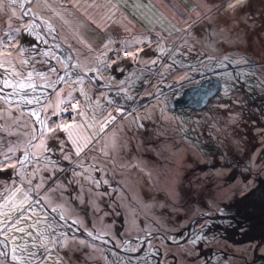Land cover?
<instances>
[{"label":"rangeland","instance_id":"rangeland-1","mask_svg":"<svg viewBox=\"0 0 264 264\" xmlns=\"http://www.w3.org/2000/svg\"><path fill=\"white\" fill-rule=\"evenodd\" d=\"M81 2L70 13H63L66 24L60 18H52L61 37L75 32L80 37L90 35L98 43L104 34L115 40L146 35L140 28L149 23L139 13L129 19L133 31L121 30L116 25L106 27L110 13L105 9L89 7L85 0ZM162 3L161 8L157 7L165 17L152 11L147 15L161 21L162 31L167 27L165 22L175 21L180 32L170 27L168 31L173 35L167 36L168 41L163 44L174 48L179 43V51L160 55L155 44L144 46L139 60L118 59L84 88L114 115L117 108L125 113L123 118L117 116L115 127L102 142L111 148L115 137L117 147L111 159L93 151L81 161L83 167H78L77 157L65 159L59 143L48 141L55 149L48 156L58 167L45 170L42 163L37 167L43 176L52 173L53 179L60 178L55 187L66 186L62 198L56 199L52 194L48 208L59 206L69 221L78 223L68 229L59 214L49 210L47 215L77 237L71 247L89 252L78 241L95 245L90 257L72 253L74 258L81 257L83 264H264V66L252 71L253 65H264V7L254 4L257 0H243L240 6L224 8L222 11L236 12L233 15L241 24L223 29L225 15L214 19L211 16L207 21L201 18L190 24V16L183 15L187 17L185 23L178 6L174 11L168 8L169 3ZM225 3L227 0H198L197 8L204 14L216 15L222 12L216 10L217 5ZM189 4L193 9L196 4L192 0L183 2L192 11ZM253 5L254 11L250 9ZM51 6L58 7L55 0ZM41 7L37 5L38 9ZM42 14L45 18L50 16ZM7 17L0 16V29ZM15 20L14 25L20 23ZM205 25L213 28L211 49L206 46ZM186 29L191 35H182ZM238 29L234 40L230 34ZM19 42L29 46L34 43L26 35ZM101 50L110 59L116 56L109 49ZM148 63L149 67L143 66ZM37 67L47 71L46 66ZM206 79H217L220 90L204 109L170 107L179 92ZM120 81L127 83L122 85ZM122 88L126 90L121 91ZM208 89H214L212 84ZM68 91L71 87L64 85L63 92ZM40 92H46L52 103L58 99L52 89H38ZM100 93L112 101L111 105ZM32 107L25 105L22 110ZM30 127L20 131L26 132ZM27 139L26 135L20 136L25 143ZM70 147L66 146L65 151ZM35 151L39 154V149ZM94 164L99 170L93 168ZM11 171L9 168L8 172ZM89 231L102 239L91 240Z\"/></svg>","mask_w":264,"mask_h":264},{"label":"snow or ice","instance_id":"snow-or-ice-1","mask_svg":"<svg viewBox=\"0 0 264 264\" xmlns=\"http://www.w3.org/2000/svg\"><path fill=\"white\" fill-rule=\"evenodd\" d=\"M55 2L57 8L51 6L53 0H7L12 10L3 22L4 28L0 29V173L6 174V177L0 175V264L9 261L11 264H83L81 257L74 258L72 253L80 252L82 256L90 257L95 245L78 241L80 245L88 247L89 252H83L81 247H71L77 237L64 231L55 218L47 215L49 210L59 214V219L68 229L78 223L76 220L69 221L68 216L61 213L59 206L48 208L53 199L52 194H55L56 199L62 198V189L66 186L55 187L60 178L53 179L52 173L48 176L41 175L42 170L37 165L42 163L45 170L49 166L53 170L58 167L48 156V153L55 151L48 141L59 143V151L64 154L65 159H69L71 155L77 157L78 167H83L81 161L93 151L111 159L112 152L117 147L116 138L113 137L111 148L102 142L115 127L117 116L123 118L125 113L117 108L114 115L99 99L89 96L84 88L98 80L100 77L96 74L107 72L118 59L139 60L144 46L151 47L155 44V50L160 55H169L179 51L181 47L179 43L174 48L164 46V39L173 35V32L166 28L160 31L161 21L152 20L147 15L152 8L150 0H85L89 7H100L110 13L106 16V27L116 25L123 30L121 16L132 25L128 15L120 11L121 4L130 6L132 15L139 13L147 19L149 26L145 28L146 35L124 36L120 40L108 36L101 49H109L116 56L110 59L107 53L99 51L93 64L88 65L87 70H82L77 58L79 50H74L71 43L65 44L56 25L52 23V18L57 17L66 24L63 13H70L71 8L78 7L81 0ZM242 2L243 0H227V3L217 5L216 10L235 8ZM26 5H43V11L50 13V16L45 18ZM193 7L189 4V10ZM17 8L21 12L19 17H16ZM4 11L5 0H0V13ZM181 16L183 17V13ZM13 18L20 23L14 25ZM183 18L187 23V17ZM172 28L175 32H180L174 25ZM24 35L34 41L31 46L19 42ZM182 35H191V32L186 29ZM79 41L85 45L90 55L97 51L82 37ZM37 44L46 47L37 48ZM116 44L119 47H111ZM152 63L157 61L153 60ZM37 65L46 66L47 71ZM260 66L264 65H253V73ZM117 70L123 71L119 67ZM134 75L135 73L131 74L129 80ZM37 80L43 83L38 84ZM119 83L125 85L127 82ZM64 85H69L71 91L63 92ZM38 89H52L54 94H58V99L52 103L47 93L38 94ZM100 95L111 105L112 101L104 93ZM25 105L33 107L23 111ZM29 126L30 130L20 131L29 129ZM60 133L64 135L61 136ZM25 135L28 137L26 143L20 140V136ZM12 136L16 139L9 140L8 137ZM97 144H100L99 149ZM68 145L71 147L65 151ZM36 149H39V154ZM9 168L12 169L11 172H8ZM93 168L99 170L98 165L94 164ZM84 172H87V168H84ZM46 180H51V183H45ZM87 235L93 241L102 239L91 231Z\"/></svg>","mask_w":264,"mask_h":264},{"label":"crops","instance_id":"crops-1","mask_svg":"<svg viewBox=\"0 0 264 264\" xmlns=\"http://www.w3.org/2000/svg\"><path fill=\"white\" fill-rule=\"evenodd\" d=\"M84 1V0H83ZM167 2V3H169V5H168V8L169 9H171V10H174V7H179L180 9H181V13H183V15H185V16H190V21L191 22H193V23H190V24H195V23H197L198 21H199V19H201L202 18V21H204V20H208V18H209V20H210V18H212L213 17V19L214 18H218V16L219 17H223L224 15L226 16V18L222 21V23H223V29L224 28H228V29H230V28H235V27H237V26H239L240 24H241V20H238V19H236L235 17H234V15L233 14H235V13H231L230 12V10L229 11H227V12H225V11H222L221 13H218V14H216V15H213V14H211L210 15V12L208 13H206V14H204L203 12H199L198 11V8H197V1L198 0H192V1H194V5L196 4V6H195V8L192 10V11H188L187 9H186V7L183 5V2L184 1H186V0H183V2H182V0H150V3H151V5H152V8H151V11L153 12V13H158V14H160V15H163L161 12H160V10H159V8L157 7V6H159L160 5V8L163 6V4L164 3H162V2ZM188 1H191V0H188ZM254 1V0H253ZM82 3V2H81ZM254 4H258V5H260L261 7H264V0H257V3H254ZM241 5V4H240ZM240 5H237V6H240ZM26 7H32V8H34V9H36V11L35 12H38V13H43L44 11H43V7H41V8H37V5L36 6H31V5H26ZM120 11L121 12H123V13H125V15H128V18L129 19H131V11H130V6L129 7H126V6H124L123 4H121L120 6ZM178 8V9H179ZM258 8V7H257ZM250 9L252 10V11H254V9H256V5L254 6H252V7H250ZM33 10V9H32ZM237 10H239V9H237ZM250 10V11H251ZM258 10V9H257ZM175 11V10H174ZM251 11V12H252ZM9 12V6H8V4H7V0H5V11H4V13H2L3 14V16H4V18H6L8 15L7 14H9L8 13ZM16 12H17V14H18V16H16V17H19L20 15H21V12H20V10L17 8L16 9ZM176 12H177V10H176ZM233 12V11H232ZM171 12H169V14H170ZM212 13H215V12H212ZM243 13V12H242ZM2 14L0 15V16H2ZM179 14V12H177V14L176 15H178ZM239 14V13H238ZM43 15V14H42ZM83 15H85V13L83 14ZM179 15H181V14H179ZM80 16V15H79ZM82 16V15H81ZM164 16V15H163ZM175 16V15H174ZM212 16V17H211ZM165 17V16H164ZM176 17H178V16H176ZM184 17V16H183ZM8 18V17H7ZM230 18H234L235 20H230ZM132 19H133V17H132ZM15 22H17L16 20H15V18L13 19ZM19 21V20H18ZM201 21V22H202ZM174 22L175 21H173V19H171L170 21L168 20V22H165V25L167 26L166 28H167V30H170L169 28L170 27H172V25H174ZM12 23H14V22H12ZM121 23H122V25L124 26V28L128 31H133L134 30V28H133V26L132 25H129L128 23H127V21H125L124 20V18H123V16H121ZM175 26V25H174ZM177 26V25H176ZM175 26V27H176ZM208 27V28H207ZM205 28L207 29L206 31H208L207 33H206V46H209V48L211 49L212 48V45H213V39H212V37H213V28L211 27L210 29H209V25H205ZM164 29H165V27H164ZM140 30H141V32L143 31L145 34H146V32H145V28H140ZM160 31H162V30H160ZM197 33V32H196ZM229 33H231V32H229ZM76 34H78V33H75V32H73L72 34H70V33H66V36H62L61 37V39L62 40H64L65 41V44H68V43H71V44H73V46H74V50H76V49H78L79 51L77 52V58H78V61H79V63H80V65L81 66H84V67H87L88 65H90V64H93V63H91V59L92 58H94L95 57V55L96 54H98L99 53V51L101 50V44H102V39L103 40H105L106 39V37H108V34H104V35H106L105 37H103V35H102V38H101V40H100V42H98L97 43V41H96V39L95 38H93V37H91L90 35H88V37L87 36H81L82 38H83V40L84 41H88V43L87 44H89V45H91L92 46V48L93 49H96L97 51L95 52V53H93V54H89L88 53V51H87V48L85 47V45L83 44V43H80L79 44V38H80V36L79 35H76ZM101 34V33H100ZM100 34H98V35H100ZM238 34H239V29L237 30V31H235V32H233V33H231L230 34V36H231V38H233L234 40H236V37L238 36ZM195 35H197V34H195ZM197 37H195V39H196ZM115 40V39H114ZM168 41V39L166 38V39H164V41H163V43L165 44L166 42ZM118 45V44H117ZM236 46V45H235ZM85 50L84 52H83V50ZM102 51V50H101ZM121 60H127L128 62H133V61H131V59H121ZM94 61V60H93ZM149 64L150 63H148V64H146V65H143V66H147V67H149ZM156 65V64H155ZM84 69H86V68H84Z\"/></svg>","mask_w":264,"mask_h":264},{"label":"water","instance_id":"water-1","mask_svg":"<svg viewBox=\"0 0 264 264\" xmlns=\"http://www.w3.org/2000/svg\"><path fill=\"white\" fill-rule=\"evenodd\" d=\"M214 87L209 90L208 86ZM220 90V83L217 79H206L203 83L197 86L189 87L178 93L170 102L172 109H192L200 110L206 107L207 102L213 98Z\"/></svg>","mask_w":264,"mask_h":264},{"label":"trees","instance_id":"trees-1","mask_svg":"<svg viewBox=\"0 0 264 264\" xmlns=\"http://www.w3.org/2000/svg\"><path fill=\"white\" fill-rule=\"evenodd\" d=\"M244 228H246V225H244ZM244 230H246V229H244ZM233 231H235L234 229H233ZM234 238H236L235 236H233ZM237 239H238V237H237Z\"/></svg>","mask_w":264,"mask_h":264}]
</instances>
